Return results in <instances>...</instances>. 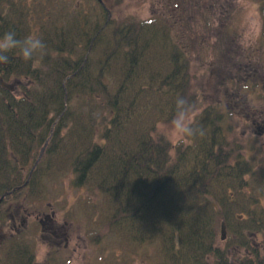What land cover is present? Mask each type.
Wrapping results in <instances>:
<instances>
[{"label": "trees", "instance_id": "1", "mask_svg": "<svg viewBox=\"0 0 264 264\" xmlns=\"http://www.w3.org/2000/svg\"><path fill=\"white\" fill-rule=\"evenodd\" d=\"M79 1L0 0V36L32 34L45 44L33 60L14 50L0 64L2 229L55 162L52 172L99 193L85 206L90 221L122 241L129 262L152 244L153 260L142 264H264L251 238L264 229V208L245 192L255 172L224 127L229 111L207 104L185 142L159 131L201 105L190 68L195 53L210 54L207 8L164 0L147 19L116 22L103 2L91 19ZM19 235L1 241L4 264H34Z\"/></svg>", "mask_w": 264, "mask_h": 264}, {"label": "rangeland", "instance_id": "2", "mask_svg": "<svg viewBox=\"0 0 264 264\" xmlns=\"http://www.w3.org/2000/svg\"><path fill=\"white\" fill-rule=\"evenodd\" d=\"M102 1L116 22L131 17L147 19L165 3L164 0ZM79 2H83L89 17L95 19L99 12L96 0ZM199 3L207 8L208 19L213 24L208 38L210 51H206L210 54L201 50L191 58L193 89L200 97L201 105L190 114L178 116L168 126L160 127L159 131L173 143L178 140L185 142L191 129L198 124V114L202 108L207 104L219 103L230 114L224 127L233 128V134L243 148V159L253 165L255 173L249 179L245 192L256 198L258 209H263L264 38L259 2L199 0ZM228 78L232 82L227 81ZM225 134L229 135V132L226 130ZM230 135L228 138L232 142L234 135ZM53 165L55 167L56 163ZM54 167L51 173L43 176L40 192L37 191L36 195L34 192L33 200H29V197L22 199L18 202L22 209L13 208L9 212L11 227L2 229L0 225V264L6 261L9 247L1 241L12 234H20L18 239L30 245L34 264H142V258L153 260L156 251L154 245L146 244L138 259L129 262L122 241L107 234L103 226L90 221L85 206L90 199L98 201L96 189L74 186L72 173L60 168L52 172ZM43 219L53 227L54 234L51 227L42 229L40 221ZM220 237L219 229L217 238L224 241ZM261 237H257L254 243H263L264 238Z\"/></svg>", "mask_w": 264, "mask_h": 264}, {"label": "clouds", "instance_id": "3", "mask_svg": "<svg viewBox=\"0 0 264 264\" xmlns=\"http://www.w3.org/2000/svg\"><path fill=\"white\" fill-rule=\"evenodd\" d=\"M45 44L37 36L29 34L23 39H18L14 31H7L0 36V64H8V53L18 50L19 57L24 61L33 60L37 54L43 52Z\"/></svg>", "mask_w": 264, "mask_h": 264}, {"label": "flooded vegetation", "instance_id": "4", "mask_svg": "<svg viewBox=\"0 0 264 264\" xmlns=\"http://www.w3.org/2000/svg\"><path fill=\"white\" fill-rule=\"evenodd\" d=\"M45 219L47 220V217ZM45 219L40 221L42 229H49L51 227L52 233L54 234L55 231L53 230V227L51 225H49V223H45ZM263 226H264V224H263ZM259 236H262L261 238H264V229L262 232H255L253 234V236H251V238H254V241H255L257 239V237H259ZM9 237H13V234L10 235ZM256 245L260 248H263V250H264V242L260 243V244H256Z\"/></svg>", "mask_w": 264, "mask_h": 264}, {"label": "water", "instance_id": "5", "mask_svg": "<svg viewBox=\"0 0 264 264\" xmlns=\"http://www.w3.org/2000/svg\"><path fill=\"white\" fill-rule=\"evenodd\" d=\"M98 2H102L101 0H98ZM43 150V149H42Z\"/></svg>", "mask_w": 264, "mask_h": 264}]
</instances>
